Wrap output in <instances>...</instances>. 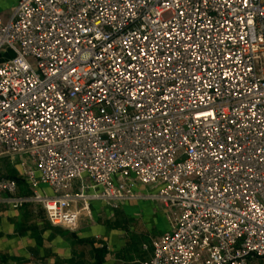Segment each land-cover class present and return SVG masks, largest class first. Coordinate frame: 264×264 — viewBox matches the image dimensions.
<instances>
[{"label": "built area", "instance_id": "built-area-1", "mask_svg": "<svg viewBox=\"0 0 264 264\" xmlns=\"http://www.w3.org/2000/svg\"><path fill=\"white\" fill-rule=\"evenodd\" d=\"M0 53L29 188L0 171V204L75 231L92 201L157 200L171 229L131 264L264 258V0H17Z\"/></svg>", "mask_w": 264, "mask_h": 264}, {"label": "crops", "instance_id": "crops-1", "mask_svg": "<svg viewBox=\"0 0 264 264\" xmlns=\"http://www.w3.org/2000/svg\"><path fill=\"white\" fill-rule=\"evenodd\" d=\"M16 3L0 0L4 20L11 17ZM21 159L18 155L0 157V171L19 181V193H28L21 177ZM42 188L52 192L48 186ZM135 189L145 192L154 187L138 183ZM170 229L169 211L152 199L126 201L119 208L92 201L91 215L82 216L75 231L53 225L40 204L19 208L0 204V264H131L149 259L152 240ZM248 264H264V258H253Z\"/></svg>", "mask_w": 264, "mask_h": 264}, {"label": "rangeland", "instance_id": "rangeland-1", "mask_svg": "<svg viewBox=\"0 0 264 264\" xmlns=\"http://www.w3.org/2000/svg\"><path fill=\"white\" fill-rule=\"evenodd\" d=\"M165 16L168 17L169 16V13H166Z\"/></svg>", "mask_w": 264, "mask_h": 264}]
</instances>
